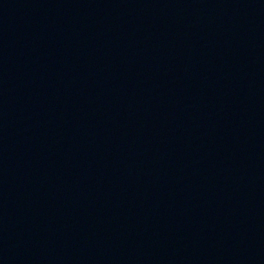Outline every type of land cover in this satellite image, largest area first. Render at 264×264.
<instances>
[{"label": "water", "instance_id": "water-1", "mask_svg": "<svg viewBox=\"0 0 264 264\" xmlns=\"http://www.w3.org/2000/svg\"><path fill=\"white\" fill-rule=\"evenodd\" d=\"M0 264H264V0H0Z\"/></svg>", "mask_w": 264, "mask_h": 264}]
</instances>
